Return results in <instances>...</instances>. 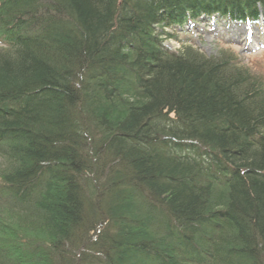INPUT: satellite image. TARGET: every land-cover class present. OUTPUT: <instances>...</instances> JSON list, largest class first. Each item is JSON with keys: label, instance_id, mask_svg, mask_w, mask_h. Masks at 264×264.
Listing matches in <instances>:
<instances>
[{"label": "trees", "instance_id": "trees-1", "mask_svg": "<svg viewBox=\"0 0 264 264\" xmlns=\"http://www.w3.org/2000/svg\"><path fill=\"white\" fill-rule=\"evenodd\" d=\"M261 14L0 0V264H264V81L164 45L188 21Z\"/></svg>", "mask_w": 264, "mask_h": 264}, {"label": "rangeland", "instance_id": "rangeland-1", "mask_svg": "<svg viewBox=\"0 0 264 264\" xmlns=\"http://www.w3.org/2000/svg\"><path fill=\"white\" fill-rule=\"evenodd\" d=\"M166 32L175 37L164 43L170 51L178 53L185 48H192L207 57L229 53L264 81V19L254 25L213 16L198 22H188L183 28ZM2 164L0 159V169L3 168ZM13 216L5 214L3 217L9 221L10 218H16L17 214ZM19 219L17 222L23 221Z\"/></svg>", "mask_w": 264, "mask_h": 264}]
</instances>
